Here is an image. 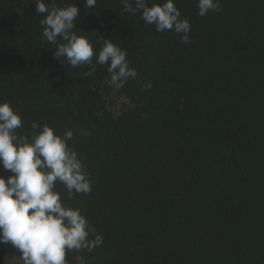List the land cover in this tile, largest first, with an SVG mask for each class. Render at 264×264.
I'll list each match as a JSON object with an SVG mask.
<instances>
[{
	"label": "trees",
	"instance_id": "obj_1",
	"mask_svg": "<svg viewBox=\"0 0 264 264\" xmlns=\"http://www.w3.org/2000/svg\"><path fill=\"white\" fill-rule=\"evenodd\" d=\"M73 3L75 31L96 52V38L127 50L138 76L122 89L106 66L86 76L88 65L53 57L35 0H0V102L23 118L21 134L32 121L70 127L92 180L72 200L57 184L103 236L90 252H68V264H264V0H220L204 17L197 0H175L191 24L188 44L122 0L87 12Z\"/></svg>",
	"mask_w": 264,
	"mask_h": 264
},
{
	"label": "clouds",
	"instance_id": "obj_2",
	"mask_svg": "<svg viewBox=\"0 0 264 264\" xmlns=\"http://www.w3.org/2000/svg\"><path fill=\"white\" fill-rule=\"evenodd\" d=\"M82 3L87 12L96 7L97 0ZM122 3L123 10L139 14L143 24L154 26L159 33L174 32L182 44L191 43L190 21L182 18L175 0ZM197 8V15L204 17L209 11L220 10V0H197ZM35 14H46L39 21L41 36L55 46L52 55L61 64L66 61L73 68L88 65L86 76L93 75L97 64L106 66L114 90L137 78L122 46L109 38H96L103 41L96 52L88 36L77 34L74 22L80 9L73 0L63 7L56 0H35ZM151 86L149 82L143 88L149 90ZM22 119L10 102H0V166L10 173L7 178L0 176V244L17 249L23 264H68V252H90L103 244V236L79 207L64 202L57 184L72 200L75 195L90 194L92 180L84 160L69 144L74 136L70 127L66 125L60 133L47 123L32 121L29 134L24 135L17 131L23 127ZM80 134L90 135L87 130Z\"/></svg>",
	"mask_w": 264,
	"mask_h": 264
},
{
	"label": "rangeland",
	"instance_id": "obj_3",
	"mask_svg": "<svg viewBox=\"0 0 264 264\" xmlns=\"http://www.w3.org/2000/svg\"><path fill=\"white\" fill-rule=\"evenodd\" d=\"M19 255L20 253L17 249H15L11 244H7L5 254L6 264H23L18 257Z\"/></svg>",
	"mask_w": 264,
	"mask_h": 264
}]
</instances>
